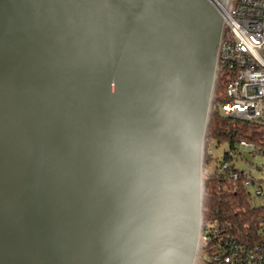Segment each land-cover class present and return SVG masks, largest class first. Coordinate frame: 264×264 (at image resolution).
I'll use <instances>...</instances> for the list:
<instances>
[{"label": "water", "instance_id": "95a60500", "mask_svg": "<svg viewBox=\"0 0 264 264\" xmlns=\"http://www.w3.org/2000/svg\"><path fill=\"white\" fill-rule=\"evenodd\" d=\"M229 0H0V264H194Z\"/></svg>", "mask_w": 264, "mask_h": 264}, {"label": "built area", "instance_id": "2783aa9c", "mask_svg": "<svg viewBox=\"0 0 264 264\" xmlns=\"http://www.w3.org/2000/svg\"><path fill=\"white\" fill-rule=\"evenodd\" d=\"M216 5L224 20L216 79L220 75L223 80L226 102L219 105V110L227 118L261 124L264 130V0H229L226 6ZM209 154L213 155L212 149ZM224 156L226 159L216 170L223 172L233 167L230 176L234 181L243 180L251 206L264 208L262 182L251 171L238 167L242 161L249 162L248 157H264V139L242 140L229 147ZM205 174L203 168V178ZM251 186L255 188L254 197L249 191ZM255 198H260L259 205L254 203ZM204 243L209 247L199 264H264V218L254 234L243 238L228 232L217 221L204 225L202 219L199 250Z\"/></svg>", "mask_w": 264, "mask_h": 264}, {"label": "trees", "instance_id": "16d2710c", "mask_svg": "<svg viewBox=\"0 0 264 264\" xmlns=\"http://www.w3.org/2000/svg\"><path fill=\"white\" fill-rule=\"evenodd\" d=\"M225 102L224 83L219 75L214 88L203 153V168L206 174L203 178L202 219L204 225L217 221L228 232L243 238L254 234L264 218V208L251 206L243 180L234 181L230 176L231 172H234L233 167L223 172L216 170L222 160L214 159L209 150L212 149L213 143L218 146L227 144L233 148L242 140L259 142L264 139V130L261 124L241 122L223 116L219 105ZM225 159L224 156L223 161ZM212 166L210 172L208 168ZM208 247L206 243L202 244L197 264L203 260Z\"/></svg>", "mask_w": 264, "mask_h": 264}, {"label": "rangeland", "instance_id": "374dc122", "mask_svg": "<svg viewBox=\"0 0 264 264\" xmlns=\"http://www.w3.org/2000/svg\"><path fill=\"white\" fill-rule=\"evenodd\" d=\"M212 150H213V155H214V159H219V160H223L224 158V153L225 151L229 148V146L227 144H221L220 146H218V144L213 143L212 144ZM248 161L249 162H245L242 161L238 164V167L241 170H249L252 172V176L262 182L263 184V188H264V157H248ZM217 164V163H215ZM212 167H209V171H212ZM250 193L252 194V196H255V188L253 186H251L249 188ZM254 203L259 205L261 203L260 198H255L254 199Z\"/></svg>", "mask_w": 264, "mask_h": 264}]
</instances>
